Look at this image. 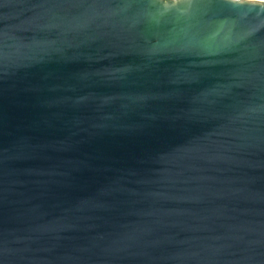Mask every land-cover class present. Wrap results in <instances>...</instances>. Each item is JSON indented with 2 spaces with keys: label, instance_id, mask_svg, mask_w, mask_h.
<instances>
[{
  "label": "water",
  "instance_id": "95a60500",
  "mask_svg": "<svg viewBox=\"0 0 264 264\" xmlns=\"http://www.w3.org/2000/svg\"><path fill=\"white\" fill-rule=\"evenodd\" d=\"M0 264H264V2L0 0Z\"/></svg>",
  "mask_w": 264,
  "mask_h": 264
},
{
  "label": "bare ground",
  "instance_id": "6f19581e",
  "mask_svg": "<svg viewBox=\"0 0 264 264\" xmlns=\"http://www.w3.org/2000/svg\"><path fill=\"white\" fill-rule=\"evenodd\" d=\"M260 1H263L264 2V0H260Z\"/></svg>",
  "mask_w": 264,
  "mask_h": 264
}]
</instances>
